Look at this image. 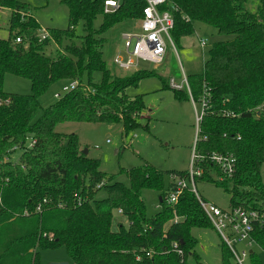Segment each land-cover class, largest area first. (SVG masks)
Instances as JSON below:
<instances>
[{"label":"trees","instance_id":"obj_1","mask_svg":"<svg viewBox=\"0 0 264 264\" xmlns=\"http://www.w3.org/2000/svg\"><path fill=\"white\" fill-rule=\"evenodd\" d=\"M106 1L112 0H61L69 11L68 28L46 31L41 39L40 26L24 3L0 0V9L11 11L9 38L0 40V264H40V249L57 247L65 248L72 264H187L190 255L201 264L192 252L197 240L191 229L212 224L194 192L184 190L170 207L165 200L176 187L171 181L160 196L162 211L148 218L142 191H162V171L134 168L129 184H122L81 151L75 134L56 131L64 123H120L129 135L141 126L145 104L127 90L156 71L112 74L103 50L105 34L124 21H139L146 0H119L110 10ZM167 3L177 8L171 32L176 44L194 33L195 22L222 38L210 46L203 72L187 77L193 100L200 102L206 90L209 102L197 144L205 159L197 164L202 174L195 183L224 190L230 207L264 213V113L257 115L264 108V0ZM98 18L102 22L96 28ZM80 24L84 35L77 43ZM7 75L29 80L33 93H6ZM74 80L79 87L37 117L39 98L53 85ZM172 90L179 101L191 99L184 89ZM213 152L236 158L232 177L220 180L219 168L208 160ZM174 173L186 177L188 171ZM102 190L105 198L98 200ZM120 210L122 219L115 218ZM253 239L264 251V224L255 227ZM174 243L182 257L173 251ZM228 255L235 258L223 243V264H229ZM253 263L258 264L255 258Z\"/></svg>","mask_w":264,"mask_h":264},{"label":"rangeland","instance_id":"obj_2","mask_svg":"<svg viewBox=\"0 0 264 264\" xmlns=\"http://www.w3.org/2000/svg\"><path fill=\"white\" fill-rule=\"evenodd\" d=\"M29 9L30 17L35 18L42 31L65 30L68 28L69 11L61 0H19ZM118 2L119 0H113ZM256 7L252 6L251 10ZM11 11L0 9V40L9 38V19ZM102 18H98L95 27L101 25ZM140 23L137 20L124 21L105 34L107 43L104 47V61L112 74L127 76L137 70L156 71V76L144 78L137 87L127 90L130 97L140 96L146 110L140 118L141 126L129 135L124 133L120 123H64L56 127V131L62 134H75L78 144L83 152L88 151L89 158L99 161V169L108 177L113 176L117 182L128 185V172L134 168L146 165L163 172L162 191L158 189H146L142 191V198L148 218H153L162 211L159 202L163 191L168 189L171 176L174 172H186L190 169L195 139L198 132L196 113H200L202 105L192 100L179 101L175 98L173 88L169 82L173 78L177 84H182L184 76L190 77L203 72L204 62L208 59V50L214 42L222 40L215 29L202 23L195 22L194 33L180 39L179 45L175 43L177 53L167 42V55L161 65L149 62H141L138 69L121 71L114 65V57L118 52L124 51L125 33L139 32ZM83 28L80 24L76 27V42L79 43L83 36ZM200 39L206 41L202 49ZM159 75V77H158ZM99 76L96 77L98 81ZM169 85L168 88L165 85ZM64 83L53 85L42 95L40 100V117L56 100V93H60ZM4 91L10 94L30 95L33 93L31 82L27 79L7 75L4 79ZM184 90L187 87L184 86ZM176 90V89H174ZM190 96V95H189ZM148 125V128H146ZM20 152L16 153L17 161ZM172 173V174H171ZM264 181V170L262 173ZM196 189L199 196L217 207L228 210L230 197L221 188L214 184L196 180ZM105 191L97 195V199L105 198ZM115 218H121L118 211L114 212ZM126 224V222L124 221ZM192 236L197 240L194 251L200 258L201 264H223L222 248L223 240L213 227H193ZM249 242L236 244L239 253L246 251L247 257L244 264H264V251L255 244ZM251 252L254 254L251 256ZM229 264H238L235 258L228 255ZM68 263L72 260L65 248L40 249V264ZM187 264H197L194 256L190 255Z\"/></svg>","mask_w":264,"mask_h":264},{"label":"built area","instance_id":"obj_3","mask_svg":"<svg viewBox=\"0 0 264 264\" xmlns=\"http://www.w3.org/2000/svg\"><path fill=\"white\" fill-rule=\"evenodd\" d=\"M167 2L168 0H146L142 18L139 20V32L125 33L123 35L124 51L118 52L114 57V65L119 70H136L141 62L161 65L167 55V42L170 43L175 53H177V48L171 35L175 24L172 11L177 10V8L174 5H167ZM118 3L119 1L112 0L106 1L105 5L107 10H110L116 8ZM164 5L168 6V8L164 9ZM40 36L41 39L47 37L46 31H42ZM15 41L16 43L22 42L21 38H17ZM199 41L203 49L206 46V41L204 39H200ZM79 85L78 80L65 84L61 92L55 94V99H60L64 93L75 90ZM169 85L176 90H181L186 86L193 105H196L197 102L192 98L186 76H184L182 84H177L175 79L172 78ZM198 103L202 105V108L200 113H196L198 132L191 157L190 169L186 177H180L175 174L171 176V181L176 187L173 188L165 201L168 206L174 207L178 203V199L184 190L190 189L194 192L202 210L208 217L212 227L220 235L223 243L230 249L237 263L244 264L247 253L246 251L239 253L235 245L243 242H249V245L256 244L253 239V233L256 226H262L264 224V213L256 210H247L243 207H230L228 210H223L214 204L207 203L199 196L196 189L195 177H199L202 172L197 167V164L205 158L197 152V144L199 141L200 122L209 103L206 90L204 91L202 100ZM0 104H2L1 100ZM257 111V115H260V113H264V108H259ZM208 160L219 168L222 174L220 180L230 178L235 173L236 158L232 154L213 152L208 155ZM102 186L103 184L101 183L97 188H101ZM78 205H81L80 198L78 199ZM41 210L42 207L39 205L37 211L41 212ZM118 212L120 215L122 214L121 210ZM172 246L173 251L182 257L183 252L178 248V244L174 243Z\"/></svg>","mask_w":264,"mask_h":264},{"label":"water","instance_id":"obj_4","mask_svg":"<svg viewBox=\"0 0 264 264\" xmlns=\"http://www.w3.org/2000/svg\"><path fill=\"white\" fill-rule=\"evenodd\" d=\"M66 146H67V144H66ZM83 153H84L85 155H87V154H88V151H87V150H84ZM159 200H160V202H161V199H159ZM54 264H68V263H54Z\"/></svg>","mask_w":264,"mask_h":264}]
</instances>
